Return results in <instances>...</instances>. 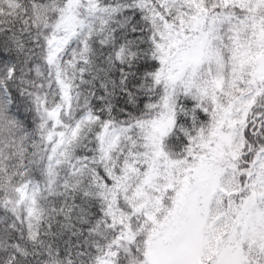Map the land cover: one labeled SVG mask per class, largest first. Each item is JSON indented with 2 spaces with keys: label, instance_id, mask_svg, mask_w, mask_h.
I'll return each instance as SVG.
<instances>
[{
  "label": "snow or ice",
  "instance_id": "1",
  "mask_svg": "<svg viewBox=\"0 0 264 264\" xmlns=\"http://www.w3.org/2000/svg\"><path fill=\"white\" fill-rule=\"evenodd\" d=\"M0 264H264V0H0Z\"/></svg>",
  "mask_w": 264,
  "mask_h": 264
}]
</instances>
